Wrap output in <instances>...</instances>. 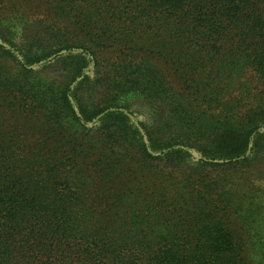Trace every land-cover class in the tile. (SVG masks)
<instances>
[{
	"label": "trees",
	"instance_id": "1",
	"mask_svg": "<svg viewBox=\"0 0 264 264\" xmlns=\"http://www.w3.org/2000/svg\"><path fill=\"white\" fill-rule=\"evenodd\" d=\"M0 264H264V0H0Z\"/></svg>",
	"mask_w": 264,
	"mask_h": 264
}]
</instances>
